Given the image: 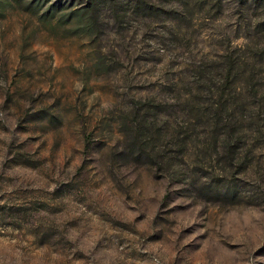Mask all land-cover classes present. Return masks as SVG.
Instances as JSON below:
<instances>
[{"label":"rangeland","instance_id":"obj_1","mask_svg":"<svg viewBox=\"0 0 264 264\" xmlns=\"http://www.w3.org/2000/svg\"><path fill=\"white\" fill-rule=\"evenodd\" d=\"M4 2L0 264H264V0Z\"/></svg>","mask_w":264,"mask_h":264},{"label":"trees","instance_id":"obj_2","mask_svg":"<svg viewBox=\"0 0 264 264\" xmlns=\"http://www.w3.org/2000/svg\"><path fill=\"white\" fill-rule=\"evenodd\" d=\"M42 1L43 0H39V2L37 3V6L39 8H41L44 5H46L47 3H49L50 0H44L43 2ZM41 2H42V4H41ZM7 3H10V2H4V0H0V7H3ZM107 5L110 6L112 12H115L117 15L120 14V10H119V8H117V4L115 3V0H91L90 5H89L90 8L88 11H83L82 9L81 10H74L72 15L77 14L80 17L84 16V15L91 16V21L86 25V29H93L92 28L93 27L92 19L94 18V16H96V18H98L99 17L98 14H100L102 12V7L107 6ZM55 7H57V5L50 6L49 9L46 11V14L51 12L52 9Z\"/></svg>","mask_w":264,"mask_h":264}]
</instances>
